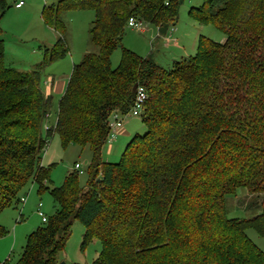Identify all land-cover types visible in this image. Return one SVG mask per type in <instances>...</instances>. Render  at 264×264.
<instances>
[{"label":"trees","instance_id":"trees-1","mask_svg":"<svg viewBox=\"0 0 264 264\" xmlns=\"http://www.w3.org/2000/svg\"><path fill=\"white\" fill-rule=\"evenodd\" d=\"M182 1L44 5L41 18L58 38L28 71L6 63L0 37V212L18 201L28 182L48 191L59 207L28 234L15 264H59L73 220L84 226L81 246L91 238L101 242L92 264H264V252L245 233L253 228L264 235V0L192 6L189 16L214 25L225 40L198 35L195 53L170 68L122 45L130 18L165 34ZM9 8L0 0V19ZM85 9L94 11L88 33L97 52L73 64L54 126L44 137L51 95L41 89V70L69 51L63 15ZM117 48L120 61L112 67ZM140 86L146 99L139 117L146 130L131 136L117 162H105L109 117L127 114ZM54 133L64 148H90L84 187L77 169L60 186L47 185L51 166H42L41 159ZM237 188L261 195L257 214L226 215L225 196Z\"/></svg>","mask_w":264,"mask_h":264},{"label":"rangeland","instance_id":"rangeland-1","mask_svg":"<svg viewBox=\"0 0 264 264\" xmlns=\"http://www.w3.org/2000/svg\"><path fill=\"white\" fill-rule=\"evenodd\" d=\"M10 8L0 19L3 39L5 60L13 68L21 71H28L43 60L42 46L51 47L58 38V33L48 27L41 18V11L44 5H50L56 0H21L24 7L21 11L15 9L14 4L18 0H5ZM20 1V0H19ZM203 0H183L179 9L176 23L172 26L176 31L173 41L166 42L159 39V32L153 24L144 23L143 33L131 25L126 27L122 38V45L142 57L152 56L160 65L170 68L172 62L181 57L184 50L192 51L198 35L208 37L214 42H223L225 34L212 24H200L189 16V9L201 5ZM67 32L65 40L68 52L64 57L56 59L46 64L40 74V86L45 91V80L53 78L55 86L60 82H66L71 72L72 66L81 61L86 52H97V47L89 41V27L94 19L92 9L71 10L63 15ZM51 28V29H50ZM169 37V36H168ZM171 40V41H172ZM195 51L187 54L193 55ZM185 54V53H184ZM120 49H115L110 57L111 66L116 67L120 61ZM169 59V60H168ZM9 65V66H10ZM61 93L52 91L51 109L46 119L43 135L47 128L54 126L58 100ZM121 119L125 124L131 120L139 122V116L122 115ZM46 126V127H45ZM146 128L143 124L135 129L134 134L142 135ZM128 139L117 138L111 143V151L108 152L109 143L106 142L102 148V160L105 162H117L128 142ZM91 159V152L88 146L80 147L77 144H69L63 147L57 134H52L46 139V146L42 152L41 165L50 167L49 187L60 186L68 172L75 170L77 163L80 168L79 184L84 187L87 181V169ZM24 197L25 202H20ZM261 195L249 194L243 188H237L235 194L225 196L226 215L230 218H249L257 214L261 207H257L255 202L260 201ZM40 204V206H39ZM260 204V203H259ZM40 208V209H39ZM58 205L53 200L48 191H39V186L35 182H28L26 187L19 193L18 201L0 212V227L5 233L0 236V264H15L26 243L27 236L37 227L43 225L37 210L43 212L48 218L58 209ZM84 226L73 220L70 228V235L66 241L64 249L58 253V263L65 264H92L93 260L101 252V242L97 238H91L84 246L82 238ZM247 237L264 252V235H259L255 229L245 230Z\"/></svg>","mask_w":264,"mask_h":264},{"label":"crops","instance_id":"crops-1","mask_svg":"<svg viewBox=\"0 0 264 264\" xmlns=\"http://www.w3.org/2000/svg\"><path fill=\"white\" fill-rule=\"evenodd\" d=\"M19 1V0H18ZM17 2V1H16ZM14 7H15V9L16 10H18V11H21V9H23V7H24V2H23V4L22 5H20L19 7H16L15 5H14ZM49 27V26H48ZM51 29V28H50ZM145 31V29L144 28H142V29H140L138 32H141V33H143ZM175 33H176V31H174L173 30V28L171 27V30H168L165 34H160L159 33V35H157V37L159 36V39H160V37H161V41H168L169 43L170 42H174L172 39H173V37H174V35H175ZM169 36V37H168ZM2 38V37H1ZM172 40V41H171ZM194 45V49L192 50V51H195V49H196V41H195V44H193ZM46 46L45 45H43L41 48H42V53H43V55H44V48H45ZM46 48H49V47H46ZM192 51H190L189 52V50L187 51V53H186V51L184 50V53L182 54L181 53V57L180 58H182L183 56L182 55H184V56H186L187 54H189V53H191ZM179 58V59H180ZM169 60V59H168ZM175 60V59H174ZM6 61V60H5ZM8 65H10L8 62H6ZM159 63H161V62H159ZM36 65V64H35ZM11 66V65H10ZM50 79V78H49ZM49 79L48 80H45L44 82H43V84L45 85L44 87H45V91H43L44 92V94L45 95H51V93H52V91H57V93H61V91L63 92V90H64V88H65V85H66V82H67V80H66V82L64 83L63 81H60L56 86H55V84H54V81H53V78L49 81ZM68 79V78H67ZM141 120V119H140ZM142 122V121H141ZM141 124H143V123H141ZM141 124H139V122H137V121H134V120H131L130 122H128L127 124H125V120H124V122L122 121V125L119 127V128H117L116 129V132H115V138L113 139V140H115V139H117V138H120L121 140H125V139H128V137H131V135H132V133H133V131L135 130V129H138L140 126H141ZM144 125V124H143ZM112 140V141H113ZM112 141L111 142H108L109 143V149H108V152H110L111 151V149H112V147H111V143H112ZM40 209V208H39ZM41 218V217H40Z\"/></svg>","mask_w":264,"mask_h":264},{"label":"built area","instance_id":"built-area-1","mask_svg":"<svg viewBox=\"0 0 264 264\" xmlns=\"http://www.w3.org/2000/svg\"><path fill=\"white\" fill-rule=\"evenodd\" d=\"M22 4H23V1L20 0V1L16 2L14 5L16 7H19ZM128 25H131L134 28L140 30L143 28L144 23L140 20L135 19V18H130L128 21ZM170 30H171V28H170ZM145 99H146V93H145L143 87L140 86L137 89V93H136V97H135L133 105L131 106L129 112L127 114H124V115L140 116L142 109H143V103H144ZM121 116H122V114H120L119 112H113L110 115L109 122H108L110 132H109V135L107 138V142H111L115 138L116 129L122 125L123 120L121 119ZM74 168L79 169L80 166L76 163L74 165ZM20 201L22 203H24L25 198L22 197L20 199ZM39 206H40V204H39ZM37 214L41 217L42 222H46L47 217L43 214L42 211H40L38 209Z\"/></svg>","mask_w":264,"mask_h":264},{"label":"water","instance_id":"water-1","mask_svg":"<svg viewBox=\"0 0 264 264\" xmlns=\"http://www.w3.org/2000/svg\"><path fill=\"white\" fill-rule=\"evenodd\" d=\"M59 264H65L64 262H61V263H59Z\"/></svg>","mask_w":264,"mask_h":264}]
</instances>
